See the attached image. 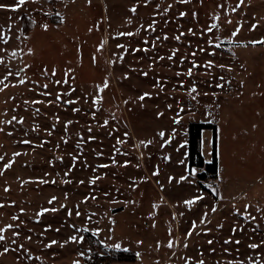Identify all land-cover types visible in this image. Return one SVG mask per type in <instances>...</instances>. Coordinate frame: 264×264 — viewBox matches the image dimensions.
I'll list each match as a JSON object with an SVG mask.
<instances>
[{"label":"rangeland","instance_id":"rangeland-1","mask_svg":"<svg viewBox=\"0 0 264 264\" xmlns=\"http://www.w3.org/2000/svg\"><path fill=\"white\" fill-rule=\"evenodd\" d=\"M238 3L26 0L15 12L0 9V80L13 73L0 91V228L14 225L0 242V252L10 249L0 264H251L257 256L264 264V244L248 247L264 241V43H252L264 40V0ZM213 24L218 27L209 32ZM126 32L134 35H118ZM105 78L108 87L99 92ZM193 85L197 92L190 95ZM191 121L216 125L218 172L206 182L211 192L201 189L198 169L188 168ZM15 152L21 155L13 158ZM201 152L211 161V129L202 131ZM198 194L204 199L189 209L183 202ZM245 204L249 218L236 212L244 213ZM42 208L57 211L38 216ZM192 221L197 226L187 236ZM73 235L83 241L69 240ZM114 250L136 258L114 260Z\"/></svg>","mask_w":264,"mask_h":264},{"label":"snow or ice","instance_id":"snow-or-ice-1","mask_svg":"<svg viewBox=\"0 0 264 264\" xmlns=\"http://www.w3.org/2000/svg\"><path fill=\"white\" fill-rule=\"evenodd\" d=\"M180 2H181V3H187L188 0H180ZM25 3H26V0H17V2H16L15 4L0 3V9L6 10V11H13V12H15L17 9H19V8H20L23 4H25ZM241 4H243V0H239V3L236 5V7H237V8L240 7ZM169 7H171V6H169ZM221 7H222V6H221ZM136 10H137V9H136V6H133L129 11H131L133 14H135ZM235 10H236L235 8L232 9V11H235ZM180 15H181V16H184L185 13L181 12ZM215 19H216V20H219V16H216ZM128 23H131V21L129 20ZM153 23H155V22L153 21ZM228 23H231V21L229 20ZM257 26H258V25L255 24V23L252 24V29H253V30L256 29ZM42 27L44 28L45 31H46L47 28H48L47 25H43ZM216 27H218V25H217V24H213V25H212L210 28H208L207 30L210 32V31H212L213 28H216ZM149 28H152V25H151V24L149 25ZM90 31H91V29H90ZM191 31H192V30L189 29V32H190V33H191ZM236 31L238 32L239 29H237ZM118 35L132 36V35H134V33H132V32H126V33H119ZM181 35H183V33H181ZM232 35H236V32H233ZM167 38H168L167 36L164 37V39H167ZM176 39L179 40V39H180V36H177ZM3 42H4V43H7L8 41H7V40H4ZM103 43H104V42L101 43V45H100V47L97 49V51H100V50H101V48L103 47ZM146 43H147V42H146ZM208 43H209V44H212V41L209 40ZM252 43H253V44H255V43H264V40H261V41H252ZM116 47H117V48H121V49H123V48H124V45L117 44ZM215 47L219 48V47H220V44L217 43V44L215 45ZM177 51H178V49L173 50L172 54L168 57V59L171 60V59L176 55V52H177ZM200 51H204V49H200ZM29 52L31 53V49H29ZM10 55H11L12 57H15V56L17 55V52L14 50V51L11 52ZM195 55H196V54L193 53V56H195ZM213 55H214V53H213ZM121 59H122V57H121ZM161 59H163V57H161ZM93 62H95V57H93ZM3 63H4V61H3V57H0V64H3ZM212 66H213L212 61H208L207 64H206V67H212ZM26 67H27V66H26ZM193 67H197V65L195 64L194 61H193ZM220 67L223 68L224 66H223V65H220ZM21 71H23V70H21ZM54 74H55V70H53V75H54ZM186 74H187L188 76H191V75H192V68H189V70H188V72H187ZM12 75H13V73L9 70V71L7 72V75H5V76L3 77L2 80H0V83H2V84L4 85L3 88H0V91H3L4 89H6V88L9 87V84H8V83H5V81H7L8 78H9L10 76H12ZM15 75L18 77V76L20 75V72L15 73ZM144 75H147V73H144ZM176 75H177V76H180L181 73L178 72V73H176ZM221 79H223V78L221 77ZM65 82H66V81H65ZM24 83H25V79H19V80H18V84L23 85ZM57 83H59V81H57ZM11 86H12V87H15L16 85H11ZM181 86H183V85H181ZM217 86H218V87H221V85H217ZM43 87H44V88H47L48 85L45 84V85H43ZM107 87H108V80H107V78H105V80H104V82H103V85H97V90H98L99 92H102V91H103L104 89H106ZM161 90H162V89H161ZM196 92H197V89H196L195 85H193V87H192L191 89H189V94L191 95L192 93H196ZM45 94H47V93H45ZM149 95H150V94L146 92V93H144L142 96H140L139 99H140V100H143L146 96H149ZM205 95H207V94H205ZM192 98L195 99V96H193ZM56 99L59 100V99H60V96L58 95V96L56 97ZM100 99H102V97H97V102H98ZM25 103H28V102L26 101ZM34 103H42V101H34ZM68 103H73V102H72V101H68ZM125 103H127V102H125ZM169 107H171V106H169ZM180 111H183V109H181ZM161 115H162V114H161ZM57 119H58V118H57ZM15 120H16V117L13 116V117H12V120L7 121V123L11 124L12 121H15ZM19 122L22 123L23 120L21 119ZM174 122L177 123V124L180 123L179 118L174 119ZM68 123H71V121H69ZM105 125H107V121H105ZM0 131H3V129L0 128ZM89 131H91V129H89ZM49 134H51V133H49ZM8 135H11V133H8ZM125 135H127V134H125ZM158 135H159L161 138H164V137H165V132L161 131V132L158 133ZM170 139H171V137H169V139L164 140V144L169 143V142H170ZM22 142L25 143V144L30 143V141H28V140H24V141H22ZM117 143H118V144H119V143H123V141L117 140ZM140 143H141V144H144L145 146H147L148 144H151L152 141H147V142H145V141H141ZM117 151H119V150L117 149ZM19 155H21V153H19V152H15V153H13V158L16 157V156H19ZM3 159H4V157L0 156V160H3ZM57 159H62V158L57 157ZM73 159L75 160L76 157H73ZM165 159H167V157H166ZM112 162H113V164H115V163H116L115 159H113ZM13 163H14V159H11V160H9L7 163H5L4 166H3L4 170H7V169L11 168ZM126 165H127V161H125V166H126ZM98 167H102V168H103V167H108V165H98ZM158 174H159L158 171L153 173V175H158ZM190 174L194 175V174H195V170H192V172H191ZM0 175H3V170H0ZM95 179H99V177H96V178H94L93 180H91V181H89V182H90V183H94V182H95ZM172 179H173L172 177H169V180H170V181H171ZM185 179H186L185 176H181V177H180V180H181V181H183V180H185ZM69 182H70V181H65V183H69ZM40 183H47V181H45V180H41ZM53 183H55V181H53ZM80 183H84V182H83V181H80ZM8 190H9L8 188H5V191H8ZM212 194H213L214 196H215V195H218V193L216 192L215 189L212 190ZM85 199H87V197H86ZM203 199H204V196H203L202 194H198V195H196V196H194V197H192V198H190V199L185 200L183 203H184L189 209H191V207H192L194 204H196L198 201H202ZM220 199H223V196H222V195L220 196ZM54 200H56V197H55V196H53V197L48 201V203L51 204ZM0 207H3V205H0ZM61 207H64V205H61ZM157 207H158V205L153 204V208H157ZM249 207H250V205L245 204V205H244V209H245V212H244V213H240L238 209L236 210V212H237V214H239V215H244L245 218H249V217H248V213H247V209H248ZM21 211H23V209H21ZM48 211H53V212H55V211H57V209H55V208H52V209H49V208H42V209L40 210V212L37 213V215H38V216H39V215H43L44 213H46V212H48ZM211 211H212L213 213H215V212L217 211V208H216L215 205H212V206H211ZM257 211H260V209H257ZM69 215H71V212H69ZM76 215L79 216V215H80V212L77 211V212H76ZM181 215H183V213H181ZM207 215H208V213H207V211H205L204 215H203V216L201 217V219H200V223H201V224H204V223L207 222V221H206V217H207ZM173 218H175V215H173ZM250 218L253 219V220L255 219V217H250ZM11 219L15 221V220H18L19 218H18L17 216L13 215V216L11 217ZM196 226H197V225H196V221H192V227H191V229H189V230L187 231V236H191V235L193 234V230L196 229ZM13 227H14V225H12V224H7L5 227L0 228V242L5 241V239H6V237H5V235H4L5 231H6L7 229H12ZM15 227H18V225L15 226ZM57 231H59V230L57 229ZM78 231H79V230H78ZM84 231H88V229H84ZM97 231H98V230H97ZM233 231H235V229H233ZM19 234H20V233L17 232V231H14V232H13V236L18 237ZM93 234L95 235L96 233L94 232ZM28 239L31 240V237H28ZM69 240H71V241H73V242H82V241H83V236H80V237L78 238L77 236L73 235V236L69 237ZM228 242H229V241H225V243H228ZM11 243L15 244L16 241H15V240H12ZM56 243H57V241L53 240V241H51V243H50L49 245H46L45 247H51L52 244H56ZM208 243H209V244H212V241L209 240ZM237 243H239V241H237ZM262 244H264V241H262L261 244L252 243V244H250L248 247L251 248V249H258V248L261 247ZM172 246H173V241L169 240L168 247L171 248ZM20 247L23 248L24 246H23V245H20ZM61 247H63V245H61ZM115 247H116L117 249H119V248H120V245H119V244H116ZM185 247H187V244H185ZM9 250H10V249H9L8 247H4V248H3V251L0 252V255H3V254H5V253L9 252ZM80 255H83V253H81ZM189 259H191V258H189ZM259 260H260V257L257 256V258H256L255 260H252V261H251V264H259ZM73 264H80V262H79V260H76V261H73ZM185 264H187V261L185 262ZM196 264H205V262H204L203 260H198V261L196 262ZM228 264H232V262H228ZM236 264H243V262H242V261H237Z\"/></svg>","mask_w":264,"mask_h":264},{"label":"trees","instance_id":"trees-1","mask_svg":"<svg viewBox=\"0 0 264 264\" xmlns=\"http://www.w3.org/2000/svg\"><path fill=\"white\" fill-rule=\"evenodd\" d=\"M205 129L212 130L213 136V157L211 161L206 162L201 152V134ZM187 149H188V168L189 170L197 168V178L201 189L210 191L206 186L209 179H215L218 172L216 157V125L209 121H191L187 125ZM211 192V191H210ZM112 259L119 261H133L136 254L129 250H114Z\"/></svg>","mask_w":264,"mask_h":264}]
</instances>
